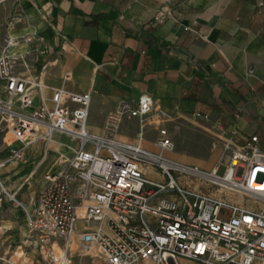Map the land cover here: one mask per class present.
Segmentation results:
<instances>
[{
  "label": "crops",
  "instance_id": "1",
  "mask_svg": "<svg viewBox=\"0 0 264 264\" xmlns=\"http://www.w3.org/2000/svg\"><path fill=\"white\" fill-rule=\"evenodd\" d=\"M9 37L13 74L43 85L31 90L35 106L59 88L91 94L86 129L92 135L106 138L107 117L118 114L113 138L136 143L133 111L149 95L145 150L157 153L154 144L165 130L172 144L165 156L203 171L226 163L251 137L264 154V0H0V54ZM73 146L55 134L32 144L24 163L0 168L4 189L22 205L0 202L3 258L24 261V211L32 213L43 174ZM6 158L0 135V163ZM228 198L264 208L239 195ZM84 229L105 226L79 220L72 240Z\"/></svg>",
  "mask_w": 264,
  "mask_h": 264
},
{
  "label": "built area",
  "instance_id": "2",
  "mask_svg": "<svg viewBox=\"0 0 264 264\" xmlns=\"http://www.w3.org/2000/svg\"><path fill=\"white\" fill-rule=\"evenodd\" d=\"M13 45L9 37L0 54V95L5 98L0 100V135L7 151L0 168L24 163L32 144L48 143L55 134L74 144L66 147L69 157L57 155L54 168L43 174L32 213L24 211L26 239L35 242L44 264H72L70 246L79 220L105 226L77 231L75 241L84 256L95 251L106 264H178L179 259L264 264V208L248 209L228 198L234 194L264 205V154L256 137L227 155L222 176L219 165L203 171L165 156L172 149L165 130L159 131L157 153H152L141 145L144 120L153 107L149 95H141L133 111L136 143L113 138L118 114L107 117L108 136L97 137L86 129L89 92L59 88L34 105L31 90L43 85L13 74L6 52ZM147 171L159 178L150 179ZM4 198L22 208L0 182V202Z\"/></svg>",
  "mask_w": 264,
  "mask_h": 264
},
{
  "label": "rangeland",
  "instance_id": "3",
  "mask_svg": "<svg viewBox=\"0 0 264 264\" xmlns=\"http://www.w3.org/2000/svg\"><path fill=\"white\" fill-rule=\"evenodd\" d=\"M225 172V165L223 163L219 164L217 175L222 176ZM76 242V241H75ZM77 243V242H76ZM25 252V259L19 260V262H13L6 258L0 256V264H44L40 258L38 248L33 240H28L25 248H23ZM70 260L72 264H106L101 259H99L93 251L91 255L84 256L83 248L77 243V246L69 253ZM178 264H194L190 261L179 259Z\"/></svg>",
  "mask_w": 264,
  "mask_h": 264
},
{
  "label": "bare ground",
  "instance_id": "4",
  "mask_svg": "<svg viewBox=\"0 0 264 264\" xmlns=\"http://www.w3.org/2000/svg\"><path fill=\"white\" fill-rule=\"evenodd\" d=\"M77 246V243L75 242V240L72 241V245L70 246V250L74 249Z\"/></svg>",
  "mask_w": 264,
  "mask_h": 264
}]
</instances>
